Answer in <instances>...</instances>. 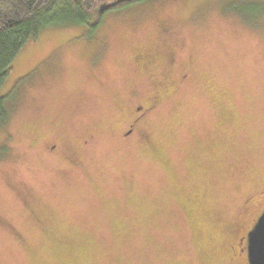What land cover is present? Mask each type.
Segmentation results:
<instances>
[{
  "label": "rangeland",
  "instance_id": "obj_1",
  "mask_svg": "<svg viewBox=\"0 0 264 264\" xmlns=\"http://www.w3.org/2000/svg\"><path fill=\"white\" fill-rule=\"evenodd\" d=\"M263 9L151 0L26 42L0 86V264H248L264 209Z\"/></svg>",
  "mask_w": 264,
  "mask_h": 264
},
{
  "label": "trees",
  "instance_id": "obj_2",
  "mask_svg": "<svg viewBox=\"0 0 264 264\" xmlns=\"http://www.w3.org/2000/svg\"><path fill=\"white\" fill-rule=\"evenodd\" d=\"M145 1L151 0H0V86L21 47L34 40L41 30L81 25L93 30L108 12ZM236 12L247 23L259 14ZM9 113L6 98L0 97V127L8 122ZM1 150L5 151V147Z\"/></svg>",
  "mask_w": 264,
  "mask_h": 264
},
{
  "label": "water",
  "instance_id": "obj_3",
  "mask_svg": "<svg viewBox=\"0 0 264 264\" xmlns=\"http://www.w3.org/2000/svg\"><path fill=\"white\" fill-rule=\"evenodd\" d=\"M248 264H264V211L248 233Z\"/></svg>",
  "mask_w": 264,
  "mask_h": 264
},
{
  "label": "flooded vegetation",
  "instance_id": "obj_4",
  "mask_svg": "<svg viewBox=\"0 0 264 264\" xmlns=\"http://www.w3.org/2000/svg\"><path fill=\"white\" fill-rule=\"evenodd\" d=\"M155 94H157V95H154V96L152 95L147 100H145V101H147L145 103V105L136 104L133 106V114H132L131 119H130V124H129L127 130L123 131L121 134L124 137V140L125 139L127 140L132 135L131 133L133 131V127L137 123L138 124L141 123L144 120L146 114L149 111H152L158 105V103H159L158 92L156 91ZM48 147H49V149H54L56 147V144L52 142ZM263 211H264V209H263ZM259 217H260V215L257 217L256 220H258ZM256 220L253 223L252 228L255 225Z\"/></svg>",
  "mask_w": 264,
  "mask_h": 264
}]
</instances>
